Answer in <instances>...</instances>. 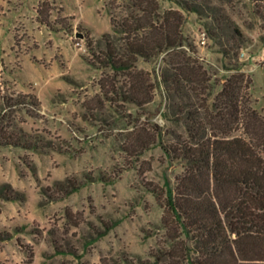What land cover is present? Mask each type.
I'll list each match as a JSON object with an SVG mask.
<instances>
[{"label":"rangeland","instance_id":"obj_1","mask_svg":"<svg viewBox=\"0 0 264 264\" xmlns=\"http://www.w3.org/2000/svg\"><path fill=\"white\" fill-rule=\"evenodd\" d=\"M41 1L0 0V83L9 92L37 96L39 113H24L22 126L52 145L44 152L0 145V264L150 263L167 230L165 204L150 188L156 184L165 190V176L174 187L182 170V161L170 160L159 142L168 140L169 129L186 134L166 104L160 77L164 54L137 61L151 72V101L138 106L111 94L103 110L88 111L84 102L100 93L98 79L110 69L88 62L86 37L96 49L104 45L103 33L118 36L109 0H49L50 26L37 20ZM160 4L185 15L184 33L211 75L212 95L238 66L251 76L252 105L264 114V0ZM224 15L242 33L240 47ZM149 123L161 126L158 141L139 154L124 151L134 125ZM72 177L84 184L61 195L58 183Z\"/></svg>","mask_w":264,"mask_h":264},{"label":"trees","instance_id":"obj_2","mask_svg":"<svg viewBox=\"0 0 264 264\" xmlns=\"http://www.w3.org/2000/svg\"><path fill=\"white\" fill-rule=\"evenodd\" d=\"M108 4L118 36L103 33L104 45L96 49L86 37L92 53L88 62L110 72L101 74L100 93L84 102L85 108L103 110V100H111L112 95L138 106L151 101V72L139 68L137 61L164 54L160 77L166 104L186 132L166 130L170 137L159 142L170 160L182 161V170L174 187L165 176V190L156 184L150 188L165 204L167 230L166 240L151 251L153 260L146 264H264V114L252 105L251 76L235 66L212 95L211 75L184 33L182 11L162 8L160 0H109ZM51 9L49 0L41 1L37 20L50 26ZM220 17L240 47L238 26L226 15ZM39 110L34 93L9 92L0 83V145L37 152L52 147L39 133L22 126L24 113L37 116ZM130 134V142L122 147L139 154L158 141L162 128L158 123L134 125ZM58 184L61 195H67L84 181L72 177ZM66 216H73L71 209ZM114 225L106 224L96 237Z\"/></svg>","mask_w":264,"mask_h":264},{"label":"water","instance_id":"obj_3","mask_svg":"<svg viewBox=\"0 0 264 264\" xmlns=\"http://www.w3.org/2000/svg\"><path fill=\"white\" fill-rule=\"evenodd\" d=\"M77 36L83 37V34L81 32H77Z\"/></svg>","mask_w":264,"mask_h":264}]
</instances>
